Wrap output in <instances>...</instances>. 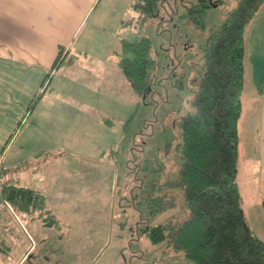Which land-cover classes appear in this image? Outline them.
<instances>
[{"label":"rangeland","instance_id":"rangeland-1","mask_svg":"<svg viewBox=\"0 0 264 264\" xmlns=\"http://www.w3.org/2000/svg\"><path fill=\"white\" fill-rule=\"evenodd\" d=\"M191 1L194 0L185 2ZM235 3L236 0H222L211 6L205 17V29H201L191 22L175 19L184 9L180 3L175 18L169 12L176 5L160 6L147 15L140 27L142 13L130 8L128 0H98L84 29V45L75 64L67 67L63 63L50 84L52 89H58L59 95L53 97L46 88L42 106L53 103L68 112L80 103L72 94L81 87L89 109L98 106L101 113L112 116L113 122L99 126L89 116L86 131L67 128L61 131L58 129L66 125V119L58 115L53 118L58 125L50 136L53 154L48 150L31 156L29 163L19 162L15 169L32 162L37 164L46 177L52 178L53 185L60 187L61 182L72 181L77 193L68 195L69 204L64 209L51 211L59 227L49 226L45 239L38 238L29 216L18 214L22 224L13 217H4L5 240L0 239V245L12 250L15 262L28 251L20 264H194L181 250L168 246L166 238L152 243L142 229L156 223L168 225L186 215L181 189L167 185L177 178L180 166V120L183 114L193 111L191 97L200 74V45L206 39L207 28L221 22ZM142 35L151 43L154 75L151 91L138 97L119 74L116 52H112L119 49L120 37L134 39ZM91 57L95 61H90ZM246 83L236 179L246 219L264 239L263 197L251 187L247 162L250 156L244 142L252 133L249 128L255 105ZM40 114L36 112L29 117L16 141L27 136V129L31 130L29 134L37 132L46 137V132L36 124L47 123ZM44 126L47 129L48 125ZM71 151H81L86 157H73ZM49 155L62 156L45 160ZM2 183L8 182L2 180ZM68 187L69 184H63V188ZM165 192L175 204L154 211L151 197L162 199ZM27 233L32 235L36 246Z\"/></svg>","mask_w":264,"mask_h":264},{"label":"trees","instance_id":"trees-1","mask_svg":"<svg viewBox=\"0 0 264 264\" xmlns=\"http://www.w3.org/2000/svg\"><path fill=\"white\" fill-rule=\"evenodd\" d=\"M185 1L131 0L130 6L142 13V27L147 15L160 6L176 5L169 12L174 17L180 3L184 9L174 18L205 29L208 9L222 0ZM263 3L264 0H236L221 22L207 28L206 39L200 45V74L191 97L193 111L183 114L180 120L178 175L167 184L181 189L186 215L168 225L156 223L142 229L152 243L166 238L168 246L181 250L194 264H264V239L246 219L236 179L245 28ZM119 41L117 64L121 75L136 95L143 97L151 91L154 75L150 40L142 35L134 39L121 37ZM63 56L59 48L42 89L34 94L28 109L41 98L51 72L60 66ZM258 91L264 93V86ZM165 193L162 199L151 197L154 211L175 204ZM0 198L21 212L38 210L43 225L59 227L57 217L45 207L43 195L36 189L2 183ZM262 204L264 208V199ZM0 251L7 249L0 245Z\"/></svg>","mask_w":264,"mask_h":264},{"label":"crops","instance_id":"crops-1","mask_svg":"<svg viewBox=\"0 0 264 264\" xmlns=\"http://www.w3.org/2000/svg\"><path fill=\"white\" fill-rule=\"evenodd\" d=\"M128 1L130 4L131 0ZM97 2L98 0H0V181L10 178L12 182H8L9 184L27 186L40 191L44 198L45 207L54 212L58 208L64 209V206L69 204L68 195L71 192L77 193L76 184L67 181L61 182L60 187L57 184L53 185L52 178L46 177L47 174L40 171V167L33 162L30 165L15 168L20 161L25 160L24 163H29L28 160L31 156L35 157L50 151L54 146L50 136L58 125L53 118L58 115L66 119L64 122L66 125L58 127V130L61 131L66 130V128L68 131H86L88 129L86 117L89 116V120H95L93 123L99 124V126L109 125L113 122L112 116L101 113L98 106H90L93 109H89L88 100L84 99L86 93L82 91L81 87L79 88L80 91L72 94L77 100H80V103L76 107H70L68 112L58 108L53 103H48L46 107L42 106L46 88L50 89L49 93L53 97L59 95L58 89H52L50 84L57 74L56 70L63 63L66 62L67 67L75 64V58H78L84 45L83 41L85 40L83 38L86 32L84 29L96 8ZM244 43L242 110L237 122L238 160L241 158L240 144L242 142L240 125L244 117L242 94L247 82L250 90L248 92L254 98L255 105L253 107L252 126L249 128L252 133H250L249 138L244 139V142L250 156L247 162H249V174L252 180L251 187L255 189V193L261 194L264 199V93L258 91V88L264 86V3L246 26ZM59 48H62L64 52L60 66L51 72L46 83V90L42 91L39 101L31 109H28L27 105L34 94L42 89L43 79L50 70ZM118 50L112 52H116L115 63L117 67ZM89 60L95 61V58L91 57ZM119 74L121 75L120 69ZM63 94L67 95L66 93ZM83 101L84 103H82ZM39 107H41L40 111H38ZM65 108L69 109L66 106ZM36 112L41 113L42 119H47V123L43 121V124L36 123L40 129L46 132V137H41L37 132L35 135L29 134L28 132L31 130L27 129V136L16 141L29 117ZM30 124L33 122L30 121ZM44 125H48L47 129ZM42 138L43 145L40 144ZM62 155L65 156L66 153ZM62 155H52L53 157L49 155L45 160L53 161ZM70 155L86 157L81 151H71ZM4 162L5 165L2 166ZM36 170L39 171L36 172ZM69 179L71 180V178ZM64 183L69 184V187L63 188ZM19 213L29 216L39 239H45L48 236L47 231L50 227L42 224L38 210L21 212L0 198L1 240H5V233L3 234V232L6 222L4 217L6 215L10 218L13 217L22 224ZM27 237L36 246L32 235L27 233ZM32 244L31 247L34 246ZM27 252L25 251L15 262L14 253L10 248H7V252L0 251V264H20ZM51 253L55 254L54 251Z\"/></svg>","mask_w":264,"mask_h":264},{"label":"built area","instance_id":"built-area-1","mask_svg":"<svg viewBox=\"0 0 264 264\" xmlns=\"http://www.w3.org/2000/svg\"><path fill=\"white\" fill-rule=\"evenodd\" d=\"M6 181L11 183V182H12V179L9 178V179H7Z\"/></svg>","mask_w":264,"mask_h":264}]
</instances>
